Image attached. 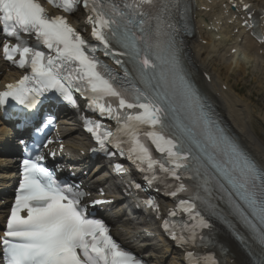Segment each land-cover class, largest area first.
Instances as JSON below:
<instances>
[{
	"label": "snow or ice",
	"instance_id": "snow-or-ice-1",
	"mask_svg": "<svg viewBox=\"0 0 264 264\" xmlns=\"http://www.w3.org/2000/svg\"><path fill=\"white\" fill-rule=\"evenodd\" d=\"M47 2L69 14L82 7L90 39L67 16H49L40 0H0V54L26 71L0 91V107L9 100L22 106L27 124V113L35 111L46 94L73 108L80 106L78 94L85 101L83 130L104 154L119 157L114 165L117 173L126 171L122 161H127L149 185L160 173L171 179L172 187L163 194L176 200L170 215L183 223L181 233L173 231L170 238L179 246L194 247L198 236L203 242L207 224L198 198L188 194L192 176L185 169L189 159L199 158L193 156L194 149L197 154L204 151L198 128L213 143L226 141L227 136L183 58L181 37L192 34L187 22L192 6L187 0ZM231 7L236 12L233 21L242 19V26L252 29L264 44V35L249 23L256 19L252 5L233 0ZM177 16L183 24L178 25ZM98 52L111 58L121 72L105 65ZM89 111L99 119L88 117ZM104 120L114 122L115 130ZM45 123L51 125L52 117L47 116ZM52 142L48 140L44 148ZM33 147L39 151L40 144ZM48 155L54 157L55 152ZM46 158L40 153L22 160L19 185L0 235V264H144L113 239L101 218L92 216L90 208L107 201L86 202L89 194L80 185L59 181L43 163ZM130 186L142 188L135 181ZM146 204L156 207L151 198ZM187 254L192 257L194 252ZM206 264L217 262L209 255Z\"/></svg>",
	"mask_w": 264,
	"mask_h": 264
},
{
	"label": "bare ground",
	"instance_id": "bare-ground-1",
	"mask_svg": "<svg viewBox=\"0 0 264 264\" xmlns=\"http://www.w3.org/2000/svg\"><path fill=\"white\" fill-rule=\"evenodd\" d=\"M201 21L198 23V31L203 36H207L208 33L201 28V23H205V26L209 25V21L211 20V16L207 13H199ZM205 39L204 37H202ZM225 40H227V45L218 46L215 44L210 37L208 39V45L202 46L200 44L193 43V61L199 70H211V82L206 84L202 83L204 92L212 98V100L216 103L218 111L223 119L229 124L232 131L236 134L238 139L244 144V146L256 157L257 161L264 168V142L259 137V135L252 128V121L250 119V115L253 114V106L249 103V100L244 97L243 94L238 92V88L235 83L230 82V74L224 72L220 74L219 71L223 68H226L227 72L231 70V73H239V75L244 74L245 66L240 64L238 61L235 62L234 67H231V63L229 62L228 53L232 48H236V55L238 53L244 52L246 53L251 62L250 66L257 73V87L259 89L264 90V58L257 56V50L250 44L244 43L243 45L235 44L234 40L230 37V31L225 30ZM213 44V48L210 49L209 46ZM232 57V56H231ZM219 64L217 68V72L213 66V62ZM242 68H241V67ZM241 68V69H240ZM226 86V90H222V86ZM2 110H7L5 107ZM264 121V116H263ZM63 134L65 138L72 141L69 146L70 149L75 148V144L82 146L85 144V140L79 136H75L74 133L77 131L69 126L66 123H63ZM4 129V127H2ZM7 160L0 159V173L4 171V166ZM12 179H14L12 177ZM0 192H6L4 190L5 180H0ZM1 208V207H0ZM112 220L115 223H123L125 224L127 219L125 216L114 215ZM228 247V257L229 259H233V261L228 264H242L240 256V251L236 246H232L231 244L226 243ZM162 256L165 254L162 253ZM172 264H176V262H172Z\"/></svg>",
	"mask_w": 264,
	"mask_h": 264
},
{
	"label": "rangeland",
	"instance_id": "rangeland-1",
	"mask_svg": "<svg viewBox=\"0 0 264 264\" xmlns=\"http://www.w3.org/2000/svg\"><path fill=\"white\" fill-rule=\"evenodd\" d=\"M241 67V66H240ZM242 68V67H241ZM240 68V69H241ZM243 75V74H242ZM255 76L256 73L253 72L250 68L246 70L245 72V77L243 80H239L240 77H238L236 74L230 75L231 81L235 84H239L242 86L246 91L247 94H253L252 98H250V103L251 105L255 104V112L254 115H250V119L253 121L252 126L253 130L256 131V133L260 136L262 140H264V126H263V121L259 118L257 112L261 111L264 112V91H256V82H255ZM236 85V86H237ZM238 92L241 93V88L238 87ZM247 98L249 96H246ZM139 240L138 236L136 238ZM169 260H171V257L167 259V263H169Z\"/></svg>",
	"mask_w": 264,
	"mask_h": 264
}]
</instances>
